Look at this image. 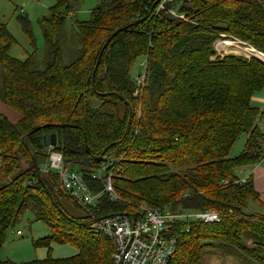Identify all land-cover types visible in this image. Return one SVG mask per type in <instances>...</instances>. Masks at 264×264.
Returning a JSON list of instances; mask_svg holds the SVG:
<instances>
[{
    "label": "trees",
    "instance_id": "1",
    "mask_svg": "<svg viewBox=\"0 0 264 264\" xmlns=\"http://www.w3.org/2000/svg\"><path fill=\"white\" fill-rule=\"evenodd\" d=\"M77 2L55 0L38 18L43 54L25 14L17 17L30 43L22 59L10 55L15 38L0 23V101L21 116L13 123L0 114V249L30 210L49 228L34 246L50 251L52 242H70L77 252L0 264H111L112 240L91 223L138 214L142 205L219 214L207 223L176 221L167 264H201L206 254L236 250L264 262V215L244 211L259 195L252 179L242 182L236 172L262 156L257 120L264 109L252 97L264 86V60L213 48L217 39L233 38L264 55V0H173L159 13L148 10L147 0H97L87 21L73 18ZM141 55L140 85L130 69ZM45 134H55L54 147L44 146ZM240 135L244 148L232 155ZM51 150L82 171L94 192L104 187L95 173L108 165L118 198L101 193L92 219H68L43 176ZM47 173L58 192L57 173Z\"/></svg>",
    "mask_w": 264,
    "mask_h": 264
},
{
    "label": "rangeland",
    "instance_id": "2",
    "mask_svg": "<svg viewBox=\"0 0 264 264\" xmlns=\"http://www.w3.org/2000/svg\"><path fill=\"white\" fill-rule=\"evenodd\" d=\"M75 3L76 11L73 14V18L80 21H87L90 19V12L95 7L97 0H77ZM55 4V0H0V20H5L8 24V28L14 34L16 41L11 45L9 52L12 56L17 58H24L26 55L25 51L30 50V45L26 36L22 33L19 24L16 20V14L20 12H25L28 16L29 20L32 24V30L35 37V45L37 47V52L39 54H43L45 49L44 39L42 30L38 24V18L42 15H46L51 6ZM16 10V11H15ZM173 10V9H172ZM17 12V13H15ZM171 16L177 15V11L173 10V13H170ZM176 17V16H175ZM71 17L68 16L66 21V27L70 28L72 25ZM226 42V43H225ZM231 45L229 48L224 50V47L221 45ZM236 45V46H233ZM213 48H215L216 52L220 55L225 53H233L235 54H244L245 56H250V54L255 53L257 56H263L262 53L254 51L239 40L233 38H220L214 41ZM145 56L141 55L136 58L130 69V75L135 78L137 83L143 82L144 78V68H145ZM140 74V75H139ZM140 84V85H141ZM262 91L256 92L264 94V86ZM260 109H264V102L258 103ZM243 136H239L232 146V155H238L244 148L245 141H243ZM65 159V158H64ZM68 163V162H67ZM45 168L48 167V163L45 164ZM72 168L77 169L76 166H72ZM53 174V173H52ZM47 182L54 190V195L56 196V200L58 201L61 209L66 213L68 219L73 221L86 223L94 216V212L89 210L74 199H72L67 192H65L61 188V184L59 178L56 174H54V179L57 180L58 192L57 189L54 188L53 182L50 179L49 173H44L43 175ZM249 209V208H248ZM250 210V209H249ZM244 211H247V208H244ZM70 227V226H69ZM69 227H66L65 232L68 231ZM17 230L22 232V235L17 233ZM73 233H75L72 229ZM19 231V232H20ZM49 234V228L47 225L41 220H35L33 214L30 210L24 212L20 220L10 228V230L6 234V240L2 246L0 256L2 259L12 258L15 261H20L24 258L25 254L29 256V260L33 258L41 259L48 254L53 257H66L73 255L77 252V248L71 244L70 242L65 243H57L52 242L51 250L49 251L46 246H34L33 240H37L45 235ZM78 234H74L77 236ZM217 242L220 239H215ZM216 242V243H217ZM247 249H252V243L249 240H245L242 242ZM257 253L262 254L263 250L259 247ZM264 253V252H263ZM264 255V254H262ZM0 257V258H1ZM11 259V260H12ZM256 258H251L250 255L242 254L239 250H236L234 255H223L220 253H210L203 256L201 264H264V262L255 260ZM28 260V259H25Z\"/></svg>",
    "mask_w": 264,
    "mask_h": 264
},
{
    "label": "built area",
    "instance_id": "3",
    "mask_svg": "<svg viewBox=\"0 0 264 264\" xmlns=\"http://www.w3.org/2000/svg\"><path fill=\"white\" fill-rule=\"evenodd\" d=\"M172 2L173 0H147L148 10L159 13ZM47 163L45 173H57L61 188L89 210L97 206L101 193L106 194L110 200L118 198L110 174H105L108 165H103L95 173L98 179H103L104 187L102 192H94L85 181L82 171L72 168L59 151L51 150ZM218 217L219 214L213 210L171 211L142 205L138 214H108L94 220L91 228L111 238L114 248L111 264H167L176 248L177 235L172 231L176 221L194 219L207 223L218 220ZM19 231L17 233L21 235L22 232Z\"/></svg>",
    "mask_w": 264,
    "mask_h": 264
},
{
    "label": "crops",
    "instance_id": "4",
    "mask_svg": "<svg viewBox=\"0 0 264 264\" xmlns=\"http://www.w3.org/2000/svg\"><path fill=\"white\" fill-rule=\"evenodd\" d=\"M16 11V10H15ZM17 13V12H15ZM20 14H25V12H20L19 14H16V20H17V17L18 15ZM26 15V14H25ZM27 16V15H26ZM28 17V16H27ZM29 19V18H28ZM18 22V20H17ZM0 23H3L5 24L6 28L8 29V31L11 33V35L15 38L14 34L10 31V29L8 28V24L5 20H0ZM19 24V22H18ZM20 27V25H19ZM21 29V27H20ZM22 31V30H21ZM23 33V32H22ZM24 34V33H23ZM25 35V34H24ZM27 38V37H26ZM28 39V38H27ZM15 41H16V38H15ZM29 42V40H28ZM226 43V42H225ZM30 45V43H29ZM224 47V50L227 49H230L229 47L231 45L227 44V45H221ZM233 46H236V45H233ZM11 47V46H10ZM9 47V49H10ZM30 47V46H29ZM8 49V51H9ZM10 53V52H9ZM237 54V52L235 53ZM11 55V54H10ZM263 55V54H262ZM12 56V55H11ZM14 57V56H13ZM262 59L264 60V55L261 56ZM17 58V57H16ZM263 88V87H262ZM263 89L259 90V91H262ZM258 91V92H259ZM252 102L254 105H256L257 107L258 106V103L260 102H264V94L263 93H258V94H254V96L252 97ZM263 113L262 115H260V117L258 118L257 120V124H258V127L261 129V131L263 132L264 134V110H262ZM0 114L2 115H5L9 121L11 122H17L19 119H20V113L15 110L14 108L6 105L4 102L0 101ZM243 136V141H245V136ZM232 154V151L230 152ZM237 175L239 176V178L241 180H245L247 178H251L252 179V182H253V186H254V189L255 191L258 193L259 195V198L258 200H252V201H249L248 204L246 205L245 208H247V212L248 213H254V214H260V215H264V145L262 147V156L261 158L256 162L254 163L252 166H246V167H240L239 169H237ZM250 210H249V209ZM22 235V234H21ZM3 246V245H2ZM36 247V246H35ZM2 249V247H1ZM1 249H0V253H1ZM1 257V256H0ZM29 256H27V254H25L24 258H22V260L20 261H15L13 260L12 258H6V259H12L13 261L15 262H24V261H30V260H33V259H37V258H33V259H30L28 258ZM45 258V257H44ZM2 259V257H1ZM25 259H28V260H25ZM42 259V258H41Z\"/></svg>",
    "mask_w": 264,
    "mask_h": 264
},
{
    "label": "water",
    "instance_id": "5",
    "mask_svg": "<svg viewBox=\"0 0 264 264\" xmlns=\"http://www.w3.org/2000/svg\"><path fill=\"white\" fill-rule=\"evenodd\" d=\"M109 40H110V37H108V39L103 44V46L101 48V51H100V54H99V57H98V61L100 59V56H101L102 51L107 46ZM98 61H97V64H98ZM97 64L95 65V69L97 67ZM43 144H44L45 147H54L55 144H56V136H55V134H45L43 136ZM32 160H33V163H34V167H35V169L37 171V175L39 176L40 175L39 169H38V166L36 164V161H35L34 157L32 158Z\"/></svg>",
    "mask_w": 264,
    "mask_h": 264
}]
</instances>
